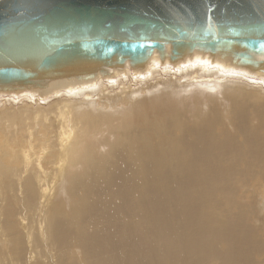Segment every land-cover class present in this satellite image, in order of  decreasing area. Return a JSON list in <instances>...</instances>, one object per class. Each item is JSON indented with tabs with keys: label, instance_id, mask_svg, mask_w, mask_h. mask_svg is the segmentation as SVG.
<instances>
[{
	"label": "bare ground",
	"instance_id": "6f19581e",
	"mask_svg": "<svg viewBox=\"0 0 264 264\" xmlns=\"http://www.w3.org/2000/svg\"><path fill=\"white\" fill-rule=\"evenodd\" d=\"M171 48V42L166 44L163 55L157 48L150 49L138 66L130 60L109 69L88 64L46 73L39 86L0 85L2 95L24 90L37 95L30 103L17 100L23 107L12 108L15 103L8 107L9 113L21 111L26 117L21 116L24 122L20 126L26 130L22 139L28 148L21 150L22 169L13 168L15 182L9 184L10 191L6 193L0 184V264H264V125L260 121L264 100L244 99L233 86H249L254 90L247 87L246 91L264 96V82L249 81L243 75L264 78V64L252 67L221 45L215 49L196 46L174 59ZM197 61L206 72L203 77L187 75L192 80L183 83V77L192 71L182 67L179 71L186 74L182 79L175 77L176 81L191 87L206 84L195 92L202 93L201 99L227 93L233 101H224L223 118L218 122L207 117L208 111L201 120L194 112L167 120L170 117L165 115L179 108L177 105L193 102L185 97L194 92L184 85L186 89H177L180 94L170 99L169 91L157 94L158 88L167 87L159 77L169 72L166 67L172 70L175 66L172 72L179 75L180 65ZM221 70L227 73L221 76ZM213 71L221 78H214ZM154 73L159 84L131 101L136 90L132 96L126 94L128 80L138 76L148 80ZM74 85L88 86L85 91L91 94L107 85H120L122 96H114L113 102H124L122 108L92 112L99 110L93 102L94 107L78 103L80 107L75 109L69 104L72 99L60 97ZM224 88L232 92H215ZM183 92L188 95H181ZM47 98L50 100L43 101ZM83 107L89 108L84 111L91 116L87 136L92 146L85 150L83 160L75 162L79 167L69 180L66 157L86 131L82 120H74L83 119L85 113L79 111ZM149 110H159L156 121L161 122L149 118ZM30 114L33 116L28 118ZM113 114L124 117L125 128L107 136L101 150L93 149L97 148L95 137ZM215 115L222 113L210 117ZM139 116L143 118L135 124L132 119ZM236 120L239 131L233 126ZM222 123L233 134L219 125ZM35 126L42 131L33 136ZM52 126L57 128L54 147L49 142L53 136L46 132ZM54 148L58 156L55 168L49 171L45 160ZM28 171L34 181L27 180ZM59 186L65 201L54 205Z\"/></svg>",
	"mask_w": 264,
	"mask_h": 264
},
{
	"label": "water",
	"instance_id": "95a60500",
	"mask_svg": "<svg viewBox=\"0 0 264 264\" xmlns=\"http://www.w3.org/2000/svg\"><path fill=\"white\" fill-rule=\"evenodd\" d=\"M196 46L264 64V0H0V85L42 84L83 65H141ZM112 49V51H109Z\"/></svg>",
	"mask_w": 264,
	"mask_h": 264
},
{
	"label": "rangeland",
	"instance_id": "374dc122",
	"mask_svg": "<svg viewBox=\"0 0 264 264\" xmlns=\"http://www.w3.org/2000/svg\"><path fill=\"white\" fill-rule=\"evenodd\" d=\"M198 62L199 61H197V63H192V65H191V62H189L190 64L187 62V63H185L186 65L185 64L180 65V67L177 69L178 71L181 70L182 67H184V69L182 68V70H184V71L186 70L185 67L188 68L187 69L188 71H192V72L189 73L186 70V72H187V74L185 72L186 75L184 74V71H182L183 72V75H182V72L181 71H179L181 73L179 75L174 74L172 71H173V68H174V70L176 69L175 66H173L172 70L170 68H167V67L164 69V67L162 66V69L168 70L170 73L169 72H164V70H163V72L166 75H164V73H163V76L164 77L163 78H160L159 77V79H161L162 82L167 85V87H165V88L164 87L163 88H158V90H156L157 91V94H162V93H164L166 91L167 92L169 91L170 92L169 95H172V96H169V99H170L173 96L175 97V94L176 93H177L176 95L180 94V90L177 92V89H183L184 90V89H186L185 87H188V88L190 87L189 89L191 91L193 90L192 93L194 92L193 95H188V92L189 91L188 92H183L181 94V95H183V94L188 95V96L185 97L186 101H189L192 98L193 102L188 103L189 106H186L187 104L185 105L184 103H182V104L185 105V106H183L181 104L182 107H181V105H177V107H179V108H176V109L172 110V112H170V114L168 113V114L165 115V117H168V116L170 117L167 120H172V117H174L175 115H179L178 116L179 118H181V115H188L189 116V113H192V112H194V114L196 113V114L199 115V117L197 118V120H201V118H203L204 115H205V113L208 111L207 117L208 118L215 119L218 122L221 118H223V112L221 111V109L224 108V106L226 104L224 101L225 100L233 101V96H230L227 93L224 94L220 98H217L216 96L209 98L210 95H207L203 99H201L200 96L202 95V93H200V92L199 93H195V92H197L199 86H202V87L205 88L206 87V84H203L201 82L199 84H196L194 87H191L190 85L187 86L186 84L178 83V81H176V78L179 79V78H181L180 76H184V75L185 76L183 77V79L181 78L183 83H188L190 81L189 79H191L193 76H196L198 78H200V76L203 77L206 72L202 70V68L200 67V65L198 64ZM193 67H195V68L198 67L196 69L197 71L194 68L193 70L195 72H193V70H191ZM199 71H200V73H199ZM214 71H213V74H215V75H212V76H214V78L217 77V79H220L221 76H223L224 73H227L226 71L223 72L221 70L222 73L220 74L221 76H219V74L216 73V72H214ZM238 73H240V72H238ZM155 74L156 73H154V75H149V78L150 79H148V80H144L146 77H143L142 78L141 76L135 77L134 79L132 77L131 79L128 80L131 83L127 82L125 84L126 87L123 86L124 89H125V91H126V89H130V90H128L130 93L129 92L127 93V91H126V94L132 96L133 95L132 93H133L134 89L136 90L135 93L137 92V94L134 93L133 97H131L132 98L131 101L134 102V101L139 100V99H137V98H139V95H140L139 92L140 93H146V92H148V90L149 91L153 90L154 86H156L157 84H159V83L155 82L156 79H158L157 76H155ZM194 74H196V75H194ZM216 74H217V76H216ZM241 74H243V73H241ZM187 75L189 77H191V78L186 77ZM243 75L246 76V78L249 79V81L257 80V81H263L264 82V78L256 77V76L250 77V76H247L245 74H243ZM172 76L174 78L175 77L176 78L175 79L173 78L174 79L173 80L172 79ZM165 78L168 79L169 82L166 81ZM186 78H188V79H186ZM224 78H225V80L222 82V85L225 83L227 77H224ZM133 81H135V82L133 83ZM140 81H141V83H140ZM153 81H154V83H153ZM245 81L247 83L249 82L247 80H245ZM136 82H137V84H136ZM171 82L173 83V85H172ZM257 83L259 85H261V83H259V82H254V83L249 82L250 85H254V84H257ZM147 85H149L152 88L149 89L148 88L149 86L147 87ZM184 85H186V86L184 87ZM91 86H93V84H90L89 85V87H91ZM143 86L146 87V88L145 89H142ZM180 86H182V87L180 88ZM233 86H235V88H239L241 90L239 92H241L243 94L244 99L253 100V99H255V97L256 98L258 97V98H262L264 100V96L263 95H260V94H258L256 92H248V91H246L247 90V87L249 89H251V90L253 89V88H251L249 86L246 87V86H244L242 84H237V85H233ZM77 87H76V85H74L72 87V90H68V89L67 90H63V93H65V94L60 95L61 98L66 97V98L72 99V102L73 103L72 104L69 103V104L70 105H73L74 104L75 105L74 106L75 109H76V107L78 109V106L81 103H84V104L88 105L87 107H89L91 105H92V107H94L93 104L95 103L96 106L94 108H97L99 110L92 111V112H102V111H106V110H120L122 108V105H123L124 102H122V104L121 103L119 104V103L113 102L114 101L113 99H116V97H114V96H117V97H119L120 95L122 96V93L120 92L121 91L120 90L121 89L120 88L121 87L120 85H117L115 87H111V86H108L107 85L105 88L99 89L100 91L97 92V93H95V94H91V92H86L85 91L87 88H89L88 86L77 85ZM138 87H140V88L138 89ZM146 89H148V90H146ZM25 91L26 90H24L23 92H20V91L19 92L12 91V92L4 93L3 95L0 93V184L2 185V187L4 188V191L6 193H8L10 191L9 184L11 182H15V177L13 176V171H14L13 168H15L17 171H20V169H22V166L24 164L23 159L21 157V150L24 149V148L25 149L28 148L27 145H26V142L22 139L23 136H24V134H26V130L24 132L23 129H22V127L20 126V125L23 126V122H24V119H26V117H25V115L23 116L21 114L22 113L21 111H17V112L16 111H12L11 113H9V111H8L9 108L8 107L12 106L11 104H14L15 103V106L12 107V108L16 109V108H19V107H23L24 106V105L18 104L20 102L27 101V102L30 103V101L36 100V97H35V96H37L36 94H33L32 92H25ZM156 91H155V94H156ZM101 92H103V93H101ZM215 92H219V93L222 92V93H224V92H232V91L231 90H226V88H224V89H221V91H215ZM26 93L29 96H25ZM67 93H69V95ZM84 93H85V95H84ZM88 93L91 94L92 98H88V96H89V95L87 96ZM99 93L101 94L100 97H99V95H100ZM110 94H112V95H110ZM155 94H153V95H155ZM263 94H264V91H263ZM151 96L152 95H150V97ZM31 97L32 98H35V99H31ZM98 97L101 98V99H99ZM134 97L135 98L137 97V98L136 99H133ZM57 98H59V96H57ZM17 100H19L20 102L17 101ZM48 100H50V98L43 99V101H45V102L48 101ZM103 100H105V101H103ZM1 101H2V103H1ZM51 101H49V103H51ZM80 101H84V102H80ZM42 105H47V104H41L40 106H42ZM34 106H37V105H34ZM87 107L79 108V111H83L82 113H85L84 110L85 109H89ZM190 109H192V110H190ZM233 110L231 112H229L232 115H233ZM158 111L157 110L156 111L149 110L147 116L149 118H152L154 120V122H161V121H156V115H157ZM216 112L222 113V116L215 115L214 117H210L211 115H213ZM263 113H264V111L262 112V115L260 117V121L264 125V123H263V120H264L263 119ZM21 116H23L24 119ZM30 116H33V115H31V114L28 115V118H30ZM81 116H82L83 119H81V118H76L75 119L74 118V120L75 121H77V119H78V121L79 120H82V122L84 124L83 125L84 126V129L86 131L84 132V134L82 136V139H81L80 144H78L77 146L74 145L73 146V152L71 154H68L67 157H66L67 158V167L65 169V173L67 174V177L69 178V180L72 178V176L74 175L75 171L79 167L78 166L79 164H75V162L76 161L79 162L80 159L83 160V154H84L85 150L90 147V144H91V139L87 136V131L90 130L88 128H90L92 126V125H90L88 123L89 122V119H91V116L90 117L89 116H86V113L85 114H82ZM192 117H189V119L192 118ZM123 118L122 117H119L117 114H113V115H111L110 118H108L106 120V124L103 126L102 130H100L98 132V135L95 137V141L93 142V145H95L97 148H93V149H95V150H101L100 147H101L102 143L105 141V138L107 136L113 137L117 133L121 132L120 130H123L125 128V126H123V124H124ZM142 118H143V116H139V117H136V118H134L132 120H133V122L135 124H138L142 120ZM226 118L228 119V117H226ZM21 119L23 121H21ZM85 119H87V120H85ZM255 121L256 120H254L253 123ZM191 122L192 123H196L195 121H191ZM157 125H159V124H156V126H154L152 128V131H156ZM172 125H174V124L172 123ZM172 125L169 127L171 130H173V128H174V126H172ZM219 125L221 127H223L224 129H230L229 126L226 123H222V124H219ZM235 125L237 126V131H239L240 128H241V125H240V123L237 120H236V123L233 124V126H235ZM41 131H42L41 130V127L39 128V127L35 126L33 128V133L32 134H33V136H36V135H39L41 133ZM56 131H57L56 126H52L51 130L50 129L49 130H46L47 133L50 132V134H49L50 137L53 136V138L51 139V141H49L51 143L52 147L56 146V144H57V141H56V137H57ZM230 131H231V129H230ZM229 134H233V132L231 131V132H229ZM233 136H235V135H233ZM235 137L238 140H242L243 139V136H241L240 138H238V136H235ZM91 146H92V144H91ZM56 149L57 148H54V150H50V154L46 157L47 159L45 160V165L48 167V170L49 171H53V169L55 168V163H56V160H57L56 157L58 156V151ZM31 172L32 171H28L25 174L28 181H34L32 175L30 174ZM68 185H69V183H68ZM55 191H56V193L54 195V205L56 203L58 205L59 204L62 205L64 203V201H65V197L62 195L61 186H59L58 188H56Z\"/></svg>",
	"mask_w": 264,
	"mask_h": 264
},
{
	"label": "snow or ice",
	"instance_id": "6c2138e0",
	"mask_svg": "<svg viewBox=\"0 0 264 264\" xmlns=\"http://www.w3.org/2000/svg\"><path fill=\"white\" fill-rule=\"evenodd\" d=\"M261 47L264 48V44H261ZM109 51H112V49H109Z\"/></svg>",
	"mask_w": 264,
	"mask_h": 264
}]
</instances>
